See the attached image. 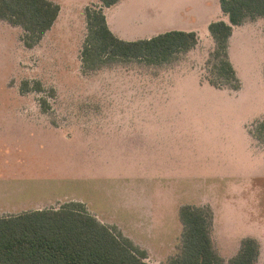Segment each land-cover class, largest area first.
Returning a JSON list of instances; mask_svg holds the SVG:
<instances>
[{"label":"rangeland","instance_id":"1","mask_svg":"<svg viewBox=\"0 0 264 264\" xmlns=\"http://www.w3.org/2000/svg\"><path fill=\"white\" fill-rule=\"evenodd\" d=\"M53 1L59 17L33 46L23 26L0 18V216L77 204L164 264L181 241L182 205H207L223 264L245 237L258 240L264 264V17L234 26L241 86L217 88L206 61L209 24L229 20L220 0L104 6L120 29L196 30L199 43L165 62L95 67L82 49L86 7L100 1Z\"/></svg>","mask_w":264,"mask_h":264},{"label":"trees","instance_id":"2","mask_svg":"<svg viewBox=\"0 0 264 264\" xmlns=\"http://www.w3.org/2000/svg\"><path fill=\"white\" fill-rule=\"evenodd\" d=\"M86 7L88 33L82 49L85 66L112 59L168 61L199 43L195 30L170 29L148 38L126 40L110 28L104 11L120 0H99ZM229 20L212 21L214 39L207 66L209 83L239 89L241 81L230 58V39L234 26L264 17V0H220ZM61 10L53 0H0V18L19 24L27 31L25 43L33 46L51 29ZM91 64V65H89ZM256 135L264 138V119ZM183 232L178 250L164 264H223L211 235L212 208L185 204L180 208ZM260 245L256 238L242 239L239 251L229 264H256ZM128 238L100 222L77 204L61 208L34 209L0 216V264H149Z\"/></svg>","mask_w":264,"mask_h":264},{"label":"crops","instance_id":"3","mask_svg":"<svg viewBox=\"0 0 264 264\" xmlns=\"http://www.w3.org/2000/svg\"><path fill=\"white\" fill-rule=\"evenodd\" d=\"M122 2H124L123 0H120V1H118L116 4H114V5H112V6H109V7H118V4H120V3H122ZM61 11V10H60ZM225 13V12H224ZM60 14V13H59ZM106 14V13H105ZM226 14V13H225ZM227 15V14H226ZM58 17H59V15H58ZM106 17H107V21H108V24H109V26H110V24L112 25V26H114V28L112 27V26H110V28H111V30L116 34V35H118L120 38H123V39H126V40H135V39H140V38H144L145 36L144 35H139V33H137V32H132V31H126V30H123V29H120L118 26H116L114 23H113V20H112V15H111V19L109 20V17L107 16V14H106ZM229 18V17H228ZM57 20V19H56ZM56 22V21H55ZM55 24V23H54ZM53 24V25H54ZM242 25V24H241ZM236 26H239V25H236ZM52 28V27H51ZM50 30V29H49ZM234 30V29H233ZM196 31V30H195ZM197 32V31H196ZM47 33V32H46ZM159 32H157V33H154V34H150L151 36H153V35H156V34H158ZM198 33V32H197ZM139 35V36H138ZM147 36V37H145V38H148V37H151V36ZM199 35V34H198ZM144 36V37H143ZM232 37V36H231ZM230 48V47H229ZM229 52H230V50H229ZM145 198H147V197H145ZM148 199V198H147ZM148 201L149 202H151V204H152V200H150V199H148ZM183 206V205H182ZM34 210V209H33ZM182 232H183V230H182ZM181 237H182V233H181ZM240 249V248H239ZM239 249H238V251H239ZM237 251V252H238ZM236 252V253H237ZM235 253V254H236ZM234 256V255H233ZM232 256V257H233Z\"/></svg>","mask_w":264,"mask_h":264}]
</instances>
